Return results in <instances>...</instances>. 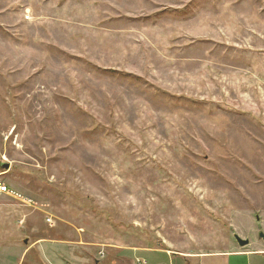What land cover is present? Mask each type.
I'll return each instance as SVG.
<instances>
[{"label": "rangeland", "instance_id": "obj_1", "mask_svg": "<svg viewBox=\"0 0 264 264\" xmlns=\"http://www.w3.org/2000/svg\"><path fill=\"white\" fill-rule=\"evenodd\" d=\"M0 182V264H264V0H0Z\"/></svg>", "mask_w": 264, "mask_h": 264}, {"label": "built area", "instance_id": "obj_2", "mask_svg": "<svg viewBox=\"0 0 264 264\" xmlns=\"http://www.w3.org/2000/svg\"><path fill=\"white\" fill-rule=\"evenodd\" d=\"M0 197H7L23 206H27V207L32 206V201L28 197L22 195L20 192L16 191L15 189L1 182H0ZM47 223L50 226L53 225L51 219H47Z\"/></svg>", "mask_w": 264, "mask_h": 264}, {"label": "water", "instance_id": "obj_3", "mask_svg": "<svg viewBox=\"0 0 264 264\" xmlns=\"http://www.w3.org/2000/svg\"><path fill=\"white\" fill-rule=\"evenodd\" d=\"M259 237L262 239V241H264V235L262 233L259 234ZM234 239L236 241V243L240 246V247H244L248 245V241L247 240H241L238 236L234 235Z\"/></svg>", "mask_w": 264, "mask_h": 264}]
</instances>
